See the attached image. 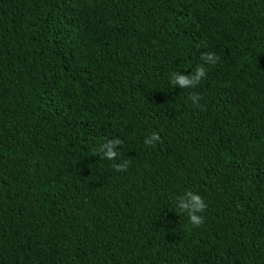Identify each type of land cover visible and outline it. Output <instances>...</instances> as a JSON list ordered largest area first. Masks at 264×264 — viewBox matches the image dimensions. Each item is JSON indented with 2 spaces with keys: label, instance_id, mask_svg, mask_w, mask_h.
Instances as JSON below:
<instances>
[{
  "label": "trees",
  "instance_id": "16d2710c",
  "mask_svg": "<svg viewBox=\"0 0 264 264\" xmlns=\"http://www.w3.org/2000/svg\"><path fill=\"white\" fill-rule=\"evenodd\" d=\"M93 1L0 0V264H264V0Z\"/></svg>",
  "mask_w": 264,
  "mask_h": 264
},
{
  "label": "clouds",
  "instance_id": "9594fccd",
  "mask_svg": "<svg viewBox=\"0 0 264 264\" xmlns=\"http://www.w3.org/2000/svg\"><path fill=\"white\" fill-rule=\"evenodd\" d=\"M219 57L213 52H206L201 55L203 64L197 65L190 73L185 74L183 72L173 71L169 74V84L171 87L178 86L180 89L193 88L195 85L205 76V65H215ZM191 102L196 105L199 102L200 97L198 95L189 96ZM160 139L159 134L155 131L144 139V144L155 146L154 142H158ZM119 138H111L103 140L98 146V152L104 159L109 161L117 160L120 153L117 146L121 145ZM126 162H120L113 165L117 171H122L126 168ZM206 207L205 201L202 197L193 191H185L182 196L176 198V208L180 213L187 215L189 224L193 227H198L203 222V216L201 213Z\"/></svg>",
  "mask_w": 264,
  "mask_h": 264
},
{
  "label": "rangeland",
  "instance_id": "374dc122",
  "mask_svg": "<svg viewBox=\"0 0 264 264\" xmlns=\"http://www.w3.org/2000/svg\"><path fill=\"white\" fill-rule=\"evenodd\" d=\"M87 9L85 10L88 13H99L104 17L105 23L107 25H112L114 23V16L111 10L108 7H98L93 0H86Z\"/></svg>",
  "mask_w": 264,
  "mask_h": 264
}]
</instances>
